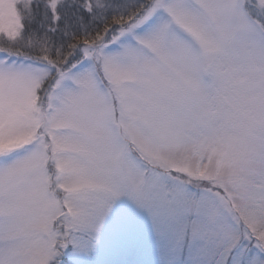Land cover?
<instances>
[{"label":"snow or ice","instance_id":"obj_1","mask_svg":"<svg viewBox=\"0 0 264 264\" xmlns=\"http://www.w3.org/2000/svg\"><path fill=\"white\" fill-rule=\"evenodd\" d=\"M0 264H264V0H0Z\"/></svg>","mask_w":264,"mask_h":264}]
</instances>
